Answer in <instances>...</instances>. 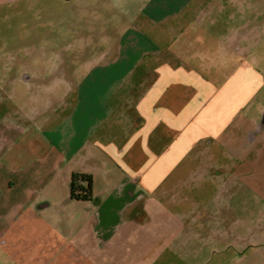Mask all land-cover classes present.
Segmentation results:
<instances>
[{
	"label": "rangeland",
	"instance_id": "374dc122",
	"mask_svg": "<svg viewBox=\"0 0 264 264\" xmlns=\"http://www.w3.org/2000/svg\"><path fill=\"white\" fill-rule=\"evenodd\" d=\"M202 1L171 37L167 23L145 19L152 0H0V140L18 149L68 141L74 111L84 114L101 143L73 152L71 166L109 184L138 180L144 192L135 264H264L261 165L219 172L226 141L204 140L228 127L239 134L251 110L264 123V0ZM154 43L164 53L145 60ZM137 119L145 125L135 136Z\"/></svg>",
	"mask_w": 264,
	"mask_h": 264
},
{
	"label": "crops",
	"instance_id": "0c3cea01",
	"mask_svg": "<svg viewBox=\"0 0 264 264\" xmlns=\"http://www.w3.org/2000/svg\"><path fill=\"white\" fill-rule=\"evenodd\" d=\"M152 1L153 7L145 12V19L154 27L167 23L168 29L161 33L173 32L171 37L184 32L187 20L184 21L183 12L195 5L194 14H200L197 12L203 3L202 0ZM232 40L229 38L222 47L233 46ZM149 46L144 50L145 60L156 59L164 53L162 45ZM140 66L142 62L135 67ZM146 75L144 72L138 83H144ZM149 76L158 78L152 71ZM143 101L144 97L138 96L140 105ZM154 108L158 110L157 106ZM78 112L75 110L72 116L75 121L66 138L68 141L64 140L65 136L55 135L47 147L31 142L18 149L16 142L0 140V264H113L116 261L135 264L141 260V221L138 220L140 214H135L144 195L138 189L140 181L125 177L109 184L106 175H94L84 163L79 167L78 164L71 166L73 152L84 150L91 140L101 143L95 137L94 124ZM249 113L246 117L250 118L251 125L239 134L228 127L204 140L209 142L208 138H212L211 145L215 140L226 141L219 145L230 156L227 164L217 169L219 172L234 171L231 164L235 165L236 161L253 168L260 164L262 171L258 175L264 180V123L260 112L251 110ZM134 125L136 136L145 124L137 119ZM100 140L103 142V137ZM166 161V152L161 153L154 157L153 166L156 168ZM254 171L256 168H249L245 175L250 178ZM169 172L166 166L163 176H156L154 190L160 189ZM74 173L92 176L91 201L70 199ZM262 184L264 193V182ZM145 239L147 243L154 241Z\"/></svg>",
	"mask_w": 264,
	"mask_h": 264
},
{
	"label": "trees",
	"instance_id": "16d2710c",
	"mask_svg": "<svg viewBox=\"0 0 264 264\" xmlns=\"http://www.w3.org/2000/svg\"><path fill=\"white\" fill-rule=\"evenodd\" d=\"M70 199L91 201L93 199V178L90 174L74 173L70 183Z\"/></svg>",
	"mask_w": 264,
	"mask_h": 264
}]
</instances>
